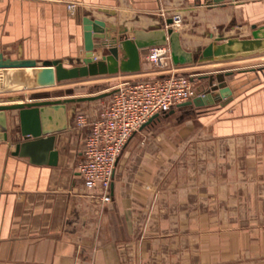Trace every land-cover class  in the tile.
Returning <instances> with one entry per match:
<instances>
[{
  "label": "crops",
  "instance_id": "crops-1",
  "mask_svg": "<svg viewBox=\"0 0 264 264\" xmlns=\"http://www.w3.org/2000/svg\"><path fill=\"white\" fill-rule=\"evenodd\" d=\"M68 3L76 4L72 13ZM173 15L180 18L170 25L180 47L201 52L211 43L250 39L264 26V0H0V51L69 67V59L84 55V19L103 21L109 38L120 32L132 38L134 30L166 29ZM148 49L139 51L138 70L98 76L117 85L160 78L146 60ZM100 55L98 48L94 56ZM252 58H264V48L174 65L198 96L213 98L200 107H177L195 115L194 132L187 118L178 130L202 145L194 167H180L172 179L178 146L169 138L154 142L159 152L141 146L157 118L129 138L104 205L90 201L77 171L88 127H77L75 116H91L105 101L67 104L68 127L55 134V165L19 157L14 143L0 138V264H170L172 249L181 251V264H264V62ZM19 75L18 69L4 74L12 88L32 89ZM221 83L229 92L215 99L212 86ZM66 97L74 96L48 99ZM160 182L166 188L157 199ZM176 184L178 193L169 189ZM224 187L227 193L220 194ZM156 200L169 205L157 210ZM157 216L161 227L151 221Z\"/></svg>",
  "mask_w": 264,
  "mask_h": 264
},
{
  "label": "water",
  "instance_id": "water-1",
  "mask_svg": "<svg viewBox=\"0 0 264 264\" xmlns=\"http://www.w3.org/2000/svg\"><path fill=\"white\" fill-rule=\"evenodd\" d=\"M155 7H150L154 9ZM172 19L166 20V29L151 31L134 30L129 38L125 32L109 38L104 33L105 23L98 19L83 20V57L69 59V67L64 66L59 59L43 60L38 63L33 59L4 57L0 51V74L4 75L10 69L20 70L21 78L28 83L29 88H47L56 83L88 76L113 74L118 71L128 72L139 69V51L141 49L166 45L170 49V58L174 65L215 59L234 53H245L263 49L264 26L252 31L250 39H227L226 43L217 45L211 43L201 52H186L180 47L178 34L170 25ZM110 40L108 43L107 41ZM96 41H102L97 47ZM100 48L101 55L96 58L94 52ZM220 81V80H218ZM218 89L219 97H226L229 89L226 85L212 86ZM102 92L96 95L66 97L63 99H48L45 92H33L28 97L11 98L0 103V138L14 143L13 154L28 159L33 163L55 165L58 161V151L55 148V134L68 127L67 104L93 101L109 95ZM26 98V99H25ZM213 102L210 94L206 97L194 98L178 104L176 107L203 106L205 100ZM16 101V102H14ZM11 102V103H7ZM174 108L162 114L150 117L140 130L151 124L160 115L173 113Z\"/></svg>",
  "mask_w": 264,
  "mask_h": 264
},
{
  "label": "built area",
  "instance_id": "built-area-1",
  "mask_svg": "<svg viewBox=\"0 0 264 264\" xmlns=\"http://www.w3.org/2000/svg\"><path fill=\"white\" fill-rule=\"evenodd\" d=\"M75 8L76 4H67L68 13ZM179 21V16L173 15L171 25ZM146 60L163 76L123 81L95 114L88 116L80 112L75 116L77 127H88L77 171L93 203L104 205L111 201L109 189L116 161L131 135L153 115L197 96L189 77L176 73L167 45L149 47Z\"/></svg>",
  "mask_w": 264,
  "mask_h": 264
},
{
  "label": "rangeland",
  "instance_id": "rangeland-1",
  "mask_svg": "<svg viewBox=\"0 0 264 264\" xmlns=\"http://www.w3.org/2000/svg\"><path fill=\"white\" fill-rule=\"evenodd\" d=\"M250 62L252 61H261L264 62V58H260V59H251L249 60ZM253 63V62H252ZM6 81V82H5ZM12 80L10 79L9 76H4L2 74H0V103L1 102H5L11 98H19L22 95H24V93H33V92H45L48 94V97L50 96H56V97H62V96H68V95H72L74 97H79V96H86V95H96L102 92H111L113 89H115V87H117V83L116 80L114 79H109L108 76H88L87 77H82V78H77V79H71V80H65V81H61L56 83L54 86L51 87H47V88H37V89H28V88H24V87H14V84H12L13 82H11ZM120 83H118L119 85ZM28 95V94H27ZM110 95V94H109ZM109 95L101 98V99H97L95 101H91L94 105H97V103H99V101L101 103H103L104 101L106 102L109 99ZM103 105V104H102ZM192 113V112H191ZM194 113L192 114H185L184 112H182L181 109L178 108H174V111L171 115H167V116H163L160 115L159 116V121L153 125L149 131L148 134H150L149 136H145V137H141L140 141L142 142L141 146H147L149 145L150 147L152 145H155V143H160L162 142V140L164 141L163 138H169L170 140H172L175 144L176 147L178 146V150L176 152H174L171 156V161L172 164L174 165V170H171V174L170 177H172V179H178L179 178V168H186L188 167L192 169V167H194V163L196 161V155H197V150L200 151L202 145L199 143H197L198 141L192 136L188 137H182L179 135V129L181 128V123L184 122V120H186L185 118H187L188 120H191V122L189 121V128L191 127V133L195 131V129L197 128L196 122H195V118H194ZM161 144V143H160ZM159 146V145H158ZM155 147V151L159 152V147H157V145L154 146ZM142 149V148H140ZM140 151V150H139ZM136 154V153H134ZM139 154V152H138ZM143 155L145 156V153H143ZM159 185L156 187V193L157 194V199L161 198V193H163V182L158 183ZM166 188V187H164ZM222 188V187H221ZM221 188L219 193L220 194H226V188L224 187V191L221 192ZM169 189H174L175 192L178 193V185L176 184L171 186V188ZM209 191V190H208ZM205 193V191H203ZM174 192H171V194H173ZM209 192H207L208 194ZM156 208L157 210H163L164 206H166L167 203H164L162 200H156ZM169 205V204H167ZM224 220V219H223ZM220 219V221H223ZM151 221L157 226V227H161V225L163 224V217H153V219H151ZM222 224V223H220ZM155 226V227H156ZM159 254V255H157ZM155 256V260L161 258L162 254L161 251L157 252ZM170 257H171V261L170 264H181V251L179 250H174L172 249L171 253H170ZM221 264H227V263H221Z\"/></svg>",
  "mask_w": 264,
  "mask_h": 264
},
{
  "label": "bare ground",
  "instance_id": "bare-ground-1",
  "mask_svg": "<svg viewBox=\"0 0 264 264\" xmlns=\"http://www.w3.org/2000/svg\"><path fill=\"white\" fill-rule=\"evenodd\" d=\"M20 76V75H19ZM6 82V81H5Z\"/></svg>",
  "mask_w": 264,
  "mask_h": 264
}]
</instances>
